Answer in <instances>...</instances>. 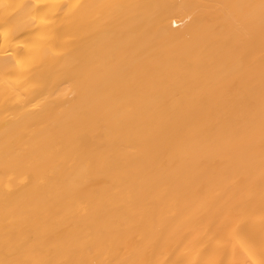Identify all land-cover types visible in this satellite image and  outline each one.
<instances>
[{
    "label": "bare ground",
    "instance_id": "bare-ground-1",
    "mask_svg": "<svg viewBox=\"0 0 264 264\" xmlns=\"http://www.w3.org/2000/svg\"><path fill=\"white\" fill-rule=\"evenodd\" d=\"M0 264H264V0H0Z\"/></svg>",
    "mask_w": 264,
    "mask_h": 264
}]
</instances>
